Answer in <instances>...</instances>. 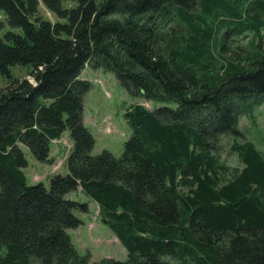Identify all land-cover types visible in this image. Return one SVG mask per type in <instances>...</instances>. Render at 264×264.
<instances>
[{
    "label": "trees",
    "instance_id": "16d2710c",
    "mask_svg": "<svg viewBox=\"0 0 264 264\" xmlns=\"http://www.w3.org/2000/svg\"><path fill=\"white\" fill-rule=\"evenodd\" d=\"M0 13V264H264V151L239 128L264 102V0H0ZM86 66L165 104L129 107L118 158L92 155ZM65 131L67 174L28 185L24 150L49 163ZM224 139L240 168L220 161ZM78 189L127 260L78 254Z\"/></svg>",
    "mask_w": 264,
    "mask_h": 264
},
{
    "label": "rangeland",
    "instance_id": "374dc122",
    "mask_svg": "<svg viewBox=\"0 0 264 264\" xmlns=\"http://www.w3.org/2000/svg\"><path fill=\"white\" fill-rule=\"evenodd\" d=\"M73 6L71 3H64ZM41 17L54 24L57 21L54 14L47 12L42 4L39 6ZM4 16L0 13V20ZM5 30H9L8 27ZM4 30V31H5ZM19 32V29H10ZM249 40L240 39L239 43L246 44ZM29 66H13L10 68L14 78L27 77ZM81 80L89 81L91 89L84 97L83 122L94 138L92 155H98L102 151L111 153L114 158L121 156L124 143L129 139L131 131L124 119V113L135 104H140L146 109L153 110L155 107L165 104L144 101L134 98L118 83L112 73L103 70H92L85 67L80 74ZM8 80L0 76V89L7 87ZM239 128L245 136V140L252 142L259 151H264V102L256 105L250 114L242 116L239 120ZM61 141V142H60ZM51 144L50 162L43 164L35 161L29 151L24 150L27 167L24 168L26 183L35 185L42 183L48 186V178L54 174H67L66 158L71 150L69 132L65 131L62 138ZM219 159L230 168H240L238 157L229 153V140L224 139ZM59 143V144H58ZM68 199L87 205V212L75 211L76 217L82 224L68 230L71 242L80 255H89L91 262H99L102 259H114L117 261L127 260L128 253L118 242L115 235L100 221L99 209L95 202L81 194L80 189L68 194Z\"/></svg>",
    "mask_w": 264,
    "mask_h": 264
},
{
    "label": "crops",
    "instance_id": "0c3cea01",
    "mask_svg": "<svg viewBox=\"0 0 264 264\" xmlns=\"http://www.w3.org/2000/svg\"><path fill=\"white\" fill-rule=\"evenodd\" d=\"M80 78V77H79ZM60 141V140H59ZM61 142V141H60ZM53 143H55V142H53ZM59 144V143H58Z\"/></svg>",
    "mask_w": 264,
    "mask_h": 264
}]
</instances>
